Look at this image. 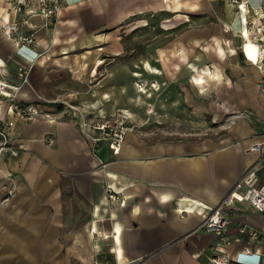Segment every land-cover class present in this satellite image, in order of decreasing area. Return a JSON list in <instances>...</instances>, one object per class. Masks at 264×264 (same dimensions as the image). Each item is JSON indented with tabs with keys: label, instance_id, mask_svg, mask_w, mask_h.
<instances>
[{
	"label": "crops",
	"instance_id": "obj_1",
	"mask_svg": "<svg viewBox=\"0 0 264 264\" xmlns=\"http://www.w3.org/2000/svg\"><path fill=\"white\" fill-rule=\"evenodd\" d=\"M21 1L0 0V66L14 83L17 66L30 65L17 99L55 118L18 117L9 130L17 153L0 158V264H264V213L239 192L223 235L200 214L258 158L250 147L264 133V0H68L48 23L28 5L14 12ZM149 20L180 42L151 38L148 55L106 57L125 50V26ZM30 32V46L13 39ZM208 94L228 117L220 134L154 139L133 128L113 153L80 124L121 111L172 119L184 114L174 101L200 113ZM244 225L257 237L240 233Z\"/></svg>",
	"mask_w": 264,
	"mask_h": 264
},
{
	"label": "built area",
	"instance_id": "obj_2",
	"mask_svg": "<svg viewBox=\"0 0 264 264\" xmlns=\"http://www.w3.org/2000/svg\"><path fill=\"white\" fill-rule=\"evenodd\" d=\"M67 1L23 0L12 4L11 9L14 12H19L24 6H31L34 11L40 12L46 23H48L59 14ZM8 33H11V29H9ZM13 39L26 46H30L35 42L34 34L31 32L19 37L13 35ZM30 72V65L20 63L16 68L14 83H12L8 79L9 74L4 70L3 66H0V158L6 151L12 154L17 153L9 138V130L14 126L16 118H26L29 120L45 119L48 121H52L55 118V112L46 108L43 104L27 103L17 99L19 89L29 82ZM71 108L75 109L74 106H71ZM127 118L128 113L121 111L119 115L112 119L95 123L82 118L80 124L86 131L87 128L96 131V133L91 135L94 144L106 141L110 150L113 153H117L125 138ZM250 149L258 154V158L237 178L231 190L218 205L209 210L200 211L202 216L201 226L206 230L218 235L224 234L228 224L224 209L238 192L253 209L264 213V174L263 178H261L262 173H264V133L252 143ZM109 198L115 200L112 194L109 195ZM239 232L248 233V235L254 238L258 235L255 229L248 228L245 225L240 227ZM224 242L228 243V240L224 239ZM209 264L242 263L229 259H219L217 256H213L209 260Z\"/></svg>",
	"mask_w": 264,
	"mask_h": 264
},
{
	"label": "rangeland",
	"instance_id": "obj_3",
	"mask_svg": "<svg viewBox=\"0 0 264 264\" xmlns=\"http://www.w3.org/2000/svg\"><path fill=\"white\" fill-rule=\"evenodd\" d=\"M135 23V22H133ZM137 24V23H136ZM147 26H137V25H129L125 26L121 30V37L123 39V43H125V50L121 51L119 54L106 56L108 58H118L119 60H128L136 58L137 56H145L148 55L149 52L145 50L146 46L151 42V38L155 39L158 43H177L180 42L181 35H168L164 38V33L161 27L157 26L154 22L148 21ZM153 28V29H152ZM264 46V42L262 43ZM246 51L251 54H255L256 50L255 47L250 48L249 46L246 47ZM255 52V53H254ZM212 69V68H211ZM148 83V82H147ZM146 83V84H147ZM149 88L147 92L144 95V101L147 104L145 107V110L148 111L149 109V98L151 97L150 91V84H147L146 86ZM259 95L262 97L264 96V81L261 83V89ZM194 103H198V98L194 97ZM178 102L174 101L173 105L174 108L178 107L177 109H174L176 111L183 109L184 114H182L180 111L176 115H173V118L167 117L165 115H156L147 113L148 115L141 114L140 112H137L138 119H132L130 120L126 119V132L129 129H136L138 128V131L141 133V135H144L148 138H154V139H164L166 137H170L173 139L183 138V137H196V136H202V135H209L211 133H218L220 134L222 126L227 123L226 114L222 109L219 107L221 106L218 104L217 98H214V96L208 94L206 101H205V108L206 111H200V113L197 112L193 105H187V104H177ZM214 104H218L216 107V110L214 108ZM55 104L51 103V106H54ZM178 105V106H176ZM71 108V107H69ZM165 110V109H164ZM216 113H219V116H216ZM132 121V122H130ZM180 123H183V126L180 125ZM174 124V125H172ZM175 126V127H173ZM180 128H177L179 127ZM134 131V130H133Z\"/></svg>",
	"mask_w": 264,
	"mask_h": 264
},
{
	"label": "bare ground",
	"instance_id": "obj_4",
	"mask_svg": "<svg viewBox=\"0 0 264 264\" xmlns=\"http://www.w3.org/2000/svg\"><path fill=\"white\" fill-rule=\"evenodd\" d=\"M250 48H253V45L252 44H250V45H248ZM248 46H246V47H248Z\"/></svg>",
	"mask_w": 264,
	"mask_h": 264
}]
</instances>
